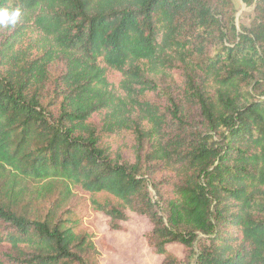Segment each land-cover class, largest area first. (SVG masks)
Listing matches in <instances>:
<instances>
[{"label": "trees", "instance_id": "1", "mask_svg": "<svg viewBox=\"0 0 264 264\" xmlns=\"http://www.w3.org/2000/svg\"><path fill=\"white\" fill-rule=\"evenodd\" d=\"M247 3L238 27L234 0H0L22 11L0 27V264H100L86 218L119 231L128 212L161 264L174 243L264 264V0Z\"/></svg>", "mask_w": 264, "mask_h": 264}, {"label": "rangeland", "instance_id": "2", "mask_svg": "<svg viewBox=\"0 0 264 264\" xmlns=\"http://www.w3.org/2000/svg\"><path fill=\"white\" fill-rule=\"evenodd\" d=\"M252 1V0H250ZM237 9L236 24L238 27L250 26L254 17V5L246 4V0H234ZM130 141L129 139L127 140ZM122 142V141H120ZM152 202L156 207L160 196L151 189ZM47 209V203L34 202L32 210L41 213ZM161 212L160 208H157ZM122 230H111L110 219L104 214H91L85 220V227L93 232L96 245L100 250V264H161L163 257L155 254L148 244L147 236L153 232L151 220L143 215L128 212V219L120 224ZM202 235L200 236V238ZM103 242L110 247L106 250ZM168 249L179 259L180 264H193L194 251L183 245L174 243Z\"/></svg>", "mask_w": 264, "mask_h": 264}, {"label": "clouds", "instance_id": "3", "mask_svg": "<svg viewBox=\"0 0 264 264\" xmlns=\"http://www.w3.org/2000/svg\"><path fill=\"white\" fill-rule=\"evenodd\" d=\"M21 15L22 11L19 7L11 11L7 8L0 9V27L15 26Z\"/></svg>", "mask_w": 264, "mask_h": 264}]
</instances>
